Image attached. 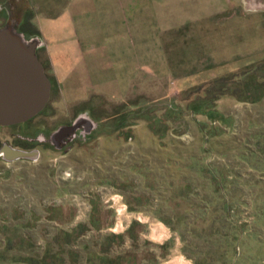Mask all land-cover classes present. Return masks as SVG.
<instances>
[{
    "label": "rangeland",
    "instance_id": "1",
    "mask_svg": "<svg viewBox=\"0 0 264 264\" xmlns=\"http://www.w3.org/2000/svg\"><path fill=\"white\" fill-rule=\"evenodd\" d=\"M187 1L160 0L159 21L135 14L127 53L119 44L127 62L146 63L139 24L181 25ZM253 1L212 0L208 40L192 42L189 25L164 39L157 77L145 67L117 92L126 100L53 91L36 118L0 126V147L26 149L21 136L48 137L80 113L97 124L86 140L39 146L37 160L0 158V264H264V6ZM115 194L134 215L125 229L106 202Z\"/></svg>",
    "mask_w": 264,
    "mask_h": 264
},
{
    "label": "crops",
    "instance_id": "2",
    "mask_svg": "<svg viewBox=\"0 0 264 264\" xmlns=\"http://www.w3.org/2000/svg\"><path fill=\"white\" fill-rule=\"evenodd\" d=\"M200 1H187L190 5L187 21L171 25L166 32L158 23L159 16L154 13L160 0H0V24L8 23V18L14 19L20 31L40 42L42 56L49 62L53 91L68 92L75 102L88 98L75 97L73 92L80 90L93 92L89 97L98 95L123 101L128 97L117 92L131 89L138 79L137 74L142 75L145 67L157 77L163 64L159 51H162L160 44L164 39L166 42L176 34L180 36L182 28L189 25L192 42L196 43L197 38L201 42L208 40L207 27L211 25L214 7L212 0ZM234 8L225 5L220 10L229 12ZM125 10L132 12L131 16L126 15ZM141 11L151 12L144 14L146 18L158 20L151 22L153 26L144 22L136 29L137 38L145 45L142 46L145 64L138 61V55L134 62L131 56L127 62L119 46L124 38L126 51L127 37L123 34L130 31L131 20L134 22L138 17L135 14ZM196 11L204 12V16L198 18L193 13ZM150 42L156 45L150 48Z\"/></svg>",
    "mask_w": 264,
    "mask_h": 264
},
{
    "label": "water",
    "instance_id": "3",
    "mask_svg": "<svg viewBox=\"0 0 264 264\" xmlns=\"http://www.w3.org/2000/svg\"><path fill=\"white\" fill-rule=\"evenodd\" d=\"M38 48V41L20 31L14 19L0 26V126L32 119L50 99L52 82L38 57ZM88 120L95 125L92 118ZM39 156L38 149L26 150L6 142L0 147V158L7 162L37 160Z\"/></svg>",
    "mask_w": 264,
    "mask_h": 264
},
{
    "label": "flooded vegetation",
    "instance_id": "4",
    "mask_svg": "<svg viewBox=\"0 0 264 264\" xmlns=\"http://www.w3.org/2000/svg\"><path fill=\"white\" fill-rule=\"evenodd\" d=\"M252 6L253 7L264 6V0L253 1ZM31 39L37 40L35 38H31ZM38 45H39L38 57L44 66L46 75L51 80L49 62L42 56V53L40 51L41 44L39 41H38ZM52 94H53V90L51 89V95L49 101L52 98ZM49 101L47 102L45 108L32 119L36 118L47 108ZM87 117L90 118V115L87 112L78 114L77 116L69 120L68 124H64L60 126L58 129L52 131L48 137L45 136L44 134L39 135L37 138L23 135L21 136L22 137L21 139L28 142L26 149H36L39 146L46 143H51L56 148H63L65 145L75 142L76 140H86L88 136L94 131V129L97 128V124L95 123V125H92L91 121L88 120L89 118ZM67 128H71L70 131L66 132Z\"/></svg>",
    "mask_w": 264,
    "mask_h": 264
},
{
    "label": "built area",
    "instance_id": "5",
    "mask_svg": "<svg viewBox=\"0 0 264 264\" xmlns=\"http://www.w3.org/2000/svg\"><path fill=\"white\" fill-rule=\"evenodd\" d=\"M106 202L109 204V207L111 209L113 208L116 212V229L120 226L124 228L125 222L128 224L131 218L134 217L133 213L129 210L128 204L124 201L121 194L108 196Z\"/></svg>",
    "mask_w": 264,
    "mask_h": 264
},
{
    "label": "bare ground",
    "instance_id": "6",
    "mask_svg": "<svg viewBox=\"0 0 264 264\" xmlns=\"http://www.w3.org/2000/svg\"><path fill=\"white\" fill-rule=\"evenodd\" d=\"M153 233L155 238L159 240H163L168 235V230L162 224H155ZM153 235V234H152ZM166 264H187L186 259L181 255L174 256L169 262Z\"/></svg>",
    "mask_w": 264,
    "mask_h": 264
},
{
    "label": "trees",
    "instance_id": "7",
    "mask_svg": "<svg viewBox=\"0 0 264 264\" xmlns=\"http://www.w3.org/2000/svg\"><path fill=\"white\" fill-rule=\"evenodd\" d=\"M108 237L110 238L109 240L111 241L112 240V234H109ZM104 251H105V249H104ZM37 264H39V263H37Z\"/></svg>",
    "mask_w": 264,
    "mask_h": 264
}]
</instances>
